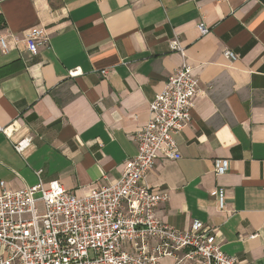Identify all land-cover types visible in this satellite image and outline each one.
I'll use <instances>...</instances> for the list:
<instances>
[{
    "label": "crops",
    "instance_id": "crops-1",
    "mask_svg": "<svg viewBox=\"0 0 264 264\" xmlns=\"http://www.w3.org/2000/svg\"><path fill=\"white\" fill-rule=\"evenodd\" d=\"M32 28L48 37L36 54L23 40ZM0 36V182L18 190L41 170L82 196L118 180L150 102L186 61L199 91L175 136L182 156L158 159L146 178L170 196L158 215L180 230L202 221L226 253L264 264V0H0Z\"/></svg>",
    "mask_w": 264,
    "mask_h": 264
},
{
    "label": "built area",
    "instance_id": "built-area-1",
    "mask_svg": "<svg viewBox=\"0 0 264 264\" xmlns=\"http://www.w3.org/2000/svg\"><path fill=\"white\" fill-rule=\"evenodd\" d=\"M198 28L201 35L210 32L204 22ZM47 39L44 29L32 28L23 40L36 54ZM170 44L184 52L177 38ZM0 45L8 51L4 36ZM224 55L237 59L231 50ZM77 74V69L70 72ZM198 91L193 67L184 61L150 102L149 120L134 134L138 152L125 160L116 181L82 196L59 180L45 183L41 170L36 171L38 183L18 190L1 181L0 264H162L165 258L174 259L172 264H243L222 249L212 226L196 220L180 230L163 221L158 209L169 201V193L146 182L158 159L181 158L175 136L191 123ZM0 131L9 135L8 128ZM31 139L14 144L15 149L22 152ZM228 165L226 159H215L216 174L226 173ZM217 194L225 209V190Z\"/></svg>",
    "mask_w": 264,
    "mask_h": 264
}]
</instances>
